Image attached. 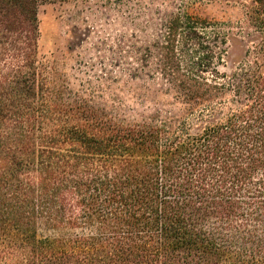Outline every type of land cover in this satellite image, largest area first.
<instances>
[{
  "label": "trees",
  "instance_id": "1",
  "mask_svg": "<svg viewBox=\"0 0 264 264\" xmlns=\"http://www.w3.org/2000/svg\"><path fill=\"white\" fill-rule=\"evenodd\" d=\"M67 1L109 13L113 61L140 96L188 100L182 112L129 116L39 75L38 8ZM226 1L240 19L0 0V264H264V0ZM232 38L243 55L224 71Z\"/></svg>",
  "mask_w": 264,
  "mask_h": 264
},
{
  "label": "rangeland",
  "instance_id": "2",
  "mask_svg": "<svg viewBox=\"0 0 264 264\" xmlns=\"http://www.w3.org/2000/svg\"><path fill=\"white\" fill-rule=\"evenodd\" d=\"M161 9L180 7L189 13L217 21H235L242 17V6L237 1L226 0H158ZM38 51L39 75L61 72L73 87H92L95 99L110 105V98L125 105L129 116L150 110L154 106H174L179 112L188 100L174 98L173 90L149 91L140 96L139 80H130L124 74V64L113 61L114 37L119 26L113 17L102 9L82 8L71 1L49 2L38 8ZM243 55L239 41L229 40L225 65L220 69L230 70ZM112 96V97H111ZM118 99V100H117ZM196 105L194 101H190Z\"/></svg>",
  "mask_w": 264,
  "mask_h": 264
}]
</instances>
